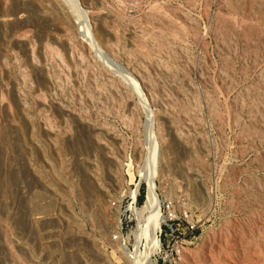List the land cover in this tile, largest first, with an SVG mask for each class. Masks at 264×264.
Returning <instances> with one entry per match:
<instances>
[{
  "label": "rangeland",
  "instance_id": "rangeland-1",
  "mask_svg": "<svg viewBox=\"0 0 264 264\" xmlns=\"http://www.w3.org/2000/svg\"><path fill=\"white\" fill-rule=\"evenodd\" d=\"M78 1L0 7V264H126L154 155L177 264H264V0Z\"/></svg>",
  "mask_w": 264,
  "mask_h": 264
},
{
  "label": "bare ground",
  "instance_id": "bare-ground-1",
  "mask_svg": "<svg viewBox=\"0 0 264 264\" xmlns=\"http://www.w3.org/2000/svg\"><path fill=\"white\" fill-rule=\"evenodd\" d=\"M56 1V0H54ZM69 1V0H68ZM71 4L73 5L72 8H74L73 10L77 11L78 15H79V25L80 27H82L83 31H88L87 28L89 25V19L88 16L84 10V8H82L78 2V0H70ZM38 4V12L40 13L43 11V8L45 7L44 5H49L50 3H53V0H37ZM21 3V2H20ZM33 3V1H32ZM70 3V2H69ZM6 4V0H0V7L4 8ZM8 4V3H7ZM57 4V2H56ZM59 4V3H58ZM87 6V5H86ZM8 7V6H7ZM12 7V6H11ZM41 7V9H40ZM6 9V8H5ZM33 9H35L33 7ZM7 11V10H6ZM27 11V10H26ZM75 11V12H76ZM101 11V10H100ZM250 11V10H249ZM56 12V11H55ZM61 13V12H60ZM12 14V13H11ZM15 14V13H14ZM42 14V13H40ZM49 14V13H48ZM9 15V14H8ZM24 15V14H23ZM47 15V14H46ZM29 16V15H28ZM43 16V15H42ZM63 17V16H62ZM15 19L18 20V18L15 16ZM20 19V18H19ZM44 19V18H43ZM51 19V18H49ZM61 19V18H60ZM16 20V21H17ZM12 21L11 18H9L7 15H2L0 16V22H10ZM54 21V20H53ZM57 21V20H56ZM17 23V22H16ZM61 23V22H60ZM96 23V22H95ZM98 23V22H97ZM48 24V23H47ZM24 25V24H23ZM69 25V24H68ZM2 26V25H1ZM55 27V26H54ZM67 27V26H66ZM27 28V27H26ZM220 28V27H219ZM1 29V28H0ZM52 30V29H51ZM28 31V30H27ZM64 31V30H63ZM90 31V30H89ZM66 32V31H65ZM64 32V33H65ZM249 32V31H248ZM67 33V32H66ZM86 34V32H84ZM97 33V32H96ZM128 33V32H127ZM98 34V33H97ZM54 35V34H53ZM83 35V34H82ZM88 36V33L86 34ZM197 35V34H196ZM17 36V35H16ZM15 36V37H16ZM22 36V35H21ZM97 36V35H96ZM100 36V35H98ZM28 37V36H27ZM57 37V36H56ZM84 37V36H83ZM89 37V36H88ZM103 37V35H102ZM87 38V37H86ZM195 38V37H194ZM251 38V37H250ZM21 38H19L18 40L20 41ZM52 39V38H51ZM56 39V38H55ZM62 39V38H61ZM176 39V38H175ZM253 39V38H252ZM17 40V39H16ZM25 40V39H24ZM90 42L89 44H91L95 49H97V43L95 41V39H92V36L89 38ZM103 40V39H102ZM22 41V40H21ZM60 41V40H59ZM98 41V40H97ZM100 41V40H99ZM27 42V41H25ZM50 42V41H49ZM19 43V42H18ZM51 43V42H50ZM116 43V42H115ZM36 44V43H35ZM101 44V43H100ZM26 46V45H25ZM47 46V45H46ZM45 46V47H46ZM49 46V45H48ZM108 46V45H107ZM56 47V46H55ZM92 47V48H93ZM66 48V47H65ZM64 49V48H63ZM68 49V48H67ZM98 50V49H97ZM30 51V50H29ZM47 51V50H46ZM31 52V51H30ZM49 52V51H48ZM71 52V51H70ZM54 54V53H53ZM72 54V53H71ZM27 59L29 60V62H32V58L30 53L27 51ZM21 58V57H20ZM72 58V57H70ZM26 60V61H28ZM34 61V60H33ZM1 62V61H0ZM71 62V61H70ZM4 63V62H3ZM28 63V62H27ZM31 65V64H30ZM3 67V66H2ZM35 67V66H33ZM4 68V67H3ZM27 68V67H26ZM0 70H1V63H0ZM84 74V73H83ZM12 82V81H11ZM71 85V84H70ZM14 87V86H13ZM6 90V86H2V89L0 90V95H2V90ZM32 89V88H31ZM96 89V88H95ZM12 92V91H11ZM30 92V91H29ZM139 93V90L138 92ZM142 93V92H141ZM140 94V93H139ZM138 96V95H137ZM142 96V97H141ZM139 97L142 100L141 105L142 107L146 109V113H147V118H149L148 120V125L149 128H153L155 122H153V113H151V111L149 110V108L145 102V99L143 97V95H139ZM138 98V99H140ZM146 98V97H145ZM44 100V99H43ZM241 100V98H240ZM234 101V100H233ZM9 105L4 104L2 102V99L0 97V109L4 110L6 112V114L12 118V114L10 112V109L8 107ZM239 106V105H238ZM15 107V106H14ZM127 108V107H126ZM145 111V110H144ZM72 114V113H71ZM10 121V119H9ZM12 123V122H10ZM5 124V123H4ZM12 125V124H11ZM153 125V126H152ZM43 127V126H42ZM47 127V126H46ZM251 132V131H250ZM151 133V132H149ZM95 136V135H94ZM55 139V138H54ZM179 139V138H178ZM4 140V139H3ZM152 141V140H151ZM154 142V140H153ZM151 143V142H150ZM174 143V142H173ZM75 145V144H74ZM99 145V144H98ZM185 146V145H184ZM137 149V148H136ZM141 149V148H140ZM147 155V154H146ZM149 156V155H148ZM146 158V157H145ZM152 159V158H151ZM151 159L149 160V157H147V159L144 160V164L142 167H140V169L138 170L139 176L141 178V180H143L146 184V195H145V201L144 203L139 207V208H131L132 211V215L134 217V219L137 221V223H139L140 225L143 224V227H140L139 229V233H135V245H134V250L132 253H130L127 249V242L126 241H121L120 243V250L122 252L123 258L126 262V264H154V260L152 259L153 255L155 253H157L159 247H160V242L158 239V232L161 229V225L164 223V221L166 220V217H164L161 212H160V201L157 195V186L155 183L156 180V176H157V170H156V166H155V159L156 156L154 155L153 157V161L151 163ZM18 160V159H17ZM169 160V159H168ZM3 163V162H2ZM8 163V162H7ZM77 164V163H75ZM15 165V164H14ZM82 167V166H81ZM164 167V166H163ZM78 169V168H77ZM9 172V171H8ZM11 172V171H10ZM2 175V174H1ZM88 181V180H87ZM157 181V180H156ZM138 183L135 185V190L133 192L130 193L131 198H135L137 193H138ZM257 191V190H256ZM2 192V191H1ZM89 194V193H88ZM251 194V193H250ZM205 195V194H204ZM208 197V196H207ZM258 201V200H257ZM253 206V205H252ZM31 207V206H30ZM257 214V213H256ZM40 215V214H39ZM35 216V215H34ZM50 218V217H49ZM145 219V220H144ZM39 221V220H38ZM247 221V220H246ZM225 222V221H224ZM139 226V225H138ZM46 229V228H45ZM105 230V229H104ZM52 231V230H51ZM52 235V234H51ZM140 238H144L145 240V245L143 247V250H139L138 246H139V239ZM54 239V238H53ZM141 240V239H140ZM247 247V246H246ZM183 251V250H182ZM218 252V251H217ZM182 253V252H181ZM129 257H132V260H129ZM252 257V256H251ZM248 262V261H247ZM212 264V263H211Z\"/></svg>",
  "mask_w": 264,
  "mask_h": 264
},
{
  "label": "built area",
  "instance_id": "built-area-1",
  "mask_svg": "<svg viewBox=\"0 0 264 264\" xmlns=\"http://www.w3.org/2000/svg\"><path fill=\"white\" fill-rule=\"evenodd\" d=\"M138 193L136 195L135 198H131V196L129 195L128 199L130 200L129 206L127 208V210H125L126 212H131V208H135L137 206V200L140 196L139 190H140V185L138 184ZM145 187L146 184L144 183ZM146 195V189H145V194ZM144 201H145V196H144ZM143 201V203H144ZM112 206H114V204H112ZM164 212L167 215L166 216V220L164 221V223L161 225V229L158 232V239L160 242V247L157 251V253H155L153 255V260H154V264H177L179 261V257L181 255V252L183 250V244L184 241H174V230L172 228V204L171 203H167L165 202L164 206ZM132 213V212H131ZM164 228V229H162ZM132 257H129V260H132Z\"/></svg>",
  "mask_w": 264,
  "mask_h": 264
}]
</instances>
